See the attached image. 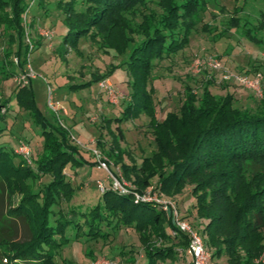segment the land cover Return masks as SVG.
<instances>
[{
    "label": "trees",
    "instance_id": "1",
    "mask_svg": "<svg viewBox=\"0 0 264 264\" xmlns=\"http://www.w3.org/2000/svg\"><path fill=\"white\" fill-rule=\"evenodd\" d=\"M152 1L160 5L161 13L143 11L149 0H63L59 7L65 14L57 24L59 38L71 48L89 37L100 41L106 52L112 49L125 56L118 68L123 66L133 79L124 118L140 112L152 117L157 146L152 156L125 167L139 172L138 187L122 193L110 185L95 205L73 204L75 185L65 168L85 162L67 130L43 118L44 148L34 168L7 144L0 124V188L8 184L21 190L16 205L2 215V231L9 233L20 223L28 227L27 237L5 253L7 262L2 264H58L67 244L82 241L80 236L98 240L107 236L105 226L118 225L133 227L147 240L144 264H157V257L178 253L174 244L159 249L151 243V234L155 240L177 238L180 247L189 238L183 232L184 237L172 233L171 212L136 199L134 193L143 191L140 185L149 184L143 173L158 174V187L170 195L192 185L199 216L207 221L203 232L216 254H229L233 264H264V97L256 107L242 108L235 105L233 95L215 94L206 86L200 95L188 92L180 112L170 111L159 121L154 89L148 88L155 60L176 54L189 42L200 12L213 0ZM47 10L41 0H0L1 32L14 42L19 60L13 65L21 71L30 53L24 42L26 18L31 14L33 24L35 16L45 19ZM138 14L143 16L140 22L135 19ZM41 45L37 40L35 49ZM29 90V85L26 90L15 88L17 104L30 107ZM4 101L6 110L10 99ZM176 260L180 259L175 256L167 264Z\"/></svg>",
    "mask_w": 264,
    "mask_h": 264
},
{
    "label": "rangeland",
    "instance_id": "2",
    "mask_svg": "<svg viewBox=\"0 0 264 264\" xmlns=\"http://www.w3.org/2000/svg\"><path fill=\"white\" fill-rule=\"evenodd\" d=\"M41 1L48 9L45 19L35 16V22L30 24L31 14L26 18L24 42L29 45L30 53L22 71L14 66L19 60L14 42L7 40L0 28V70L5 71L3 77L4 73H0V113L4 115V118L0 117V124L5 127L4 137L9 139L7 144L26 165L34 168L35 160L44 148L45 137L41 134L43 118L67 130L71 143L78 147L85 162L65 168L75 185L71 203L91 207L103 193L97 183L102 181L106 189L109 188L114 181L111 174L123 179L129 188L138 187L139 172L125 171V167H133L156 151L154 131L150 125L152 117L140 112L124 118L131 101L130 81L133 79L123 66L118 68L125 56L112 49L106 52L100 41L89 37L81 38L76 48L64 44L57 26L65 14L59 7L63 0ZM32 7L34 12L36 4ZM143 11L161 13L162 8L149 0ZM142 18V14L135 17L138 22ZM37 40L42 41V45L35 49ZM208 56L216 57L222 67L212 69L203 63ZM152 75L148 88L154 89L153 106L159 121L164 120L170 111L180 112L188 92L200 95L206 86L215 94L233 95L235 105L239 107H256L264 97V0L209 2L197 18L189 42L176 54L155 60ZM226 75L233 77L227 78ZM236 75L247 76L253 81L256 79L258 83L244 84ZM104 79L113 84L114 94H108L101 88L100 82ZM27 85L33 99L29 108L17 104L15 96L16 87L26 90ZM5 99H10L6 110ZM51 101L55 106H51ZM23 147L28 148L29 154ZM99 159L105 161L107 169L99 165ZM142 175L148 178L149 184L144 182L140 185L141 193L158 197L168 205L163 209L173 214V220L174 217L188 220L193 228L200 231L210 253L209 264H233L229 261V254H216V249L208 244V236L203 232L207 221L199 216L191 184L170 195L158 187V174ZM43 180L47 181V177ZM5 188H0V264L7 262L5 253L13 251V247L28 233V227L21 223L9 233L2 231L5 226L2 215L21 198L18 185L6 184ZM104 228L108 229L106 237L96 240L80 236L82 241H72L64 246L58 264H97L102 258L117 264L145 263V245L148 242L139 231L123 225ZM177 235L184 237L180 232ZM150 239L159 249L171 244L178 248V253L169 254L165 259L157 257V264L173 263L175 256L180 259L175 264H191L187 256L189 240L180 247L177 238L155 240L151 234Z\"/></svg>",
    "mask_w": 264,
    "mask_h": 264
},
{
    "label": "built area",
    "instance_id": "3",
    "mask_svg": "<svg viewBox=\"0 0 264 264\" xmlns=\"http://www.w3.org/2000/svg\"><path fill=\"white\" fill-rule=\"evenodd\" d=\"M203 63L207 64L210 68L212 69H220L222 67V63L214 56H208ZM230 76V75H229ZM228 75H226L227 78H229ZM233 76H230V78ZM237 79H240V81L244 84L247 85H253V84H257L258 80L255 79V81H253L252 79H250L249 77L245 76V77H239L238 75H236ZM255 82V83H254ZM101 88L106 91L108 94H114L116 91L113 84L108 80V79H104L103 81L100 82ZM52 89H50L51 92ZM51 106H55L53 101H51ZM56 108V107H54ZM23 150H25L26 154H29L28 148L27 147H23ZM96 152V150H95ZM99 165H101V167L106 168L107 169V165L105 163V161H102L101 159H99ZM111 174V172H109ZM113 176V180L112 181V187L114 189H116L119 192L122 193H127L129 192V190H131L129 188V186H127L126 182L123 179H118L116 177H114L113 174H111ZM97 186L99 189H102V191L106 190V185H104V183L102 181H99L97 183ZM135 197L137 200L140 201H146V202H151L161 208L167 209L168 205L166 203H164L163 201H161V199H159L158 197H150L146 194L143 193H138L135 192L134 193ZM174 224H175V229L172 230L173 234H177L178 232H183L185 234L188 235L189 238V246L187 249V256L190 257L191 259V264H209V258H210V253L206 247L203 235L200 233L199 230L193 228V226L191 225V223L188 220H184V219H180V218H176L174 217ZM97 264H117L114 263L113 261L106 259V258H102L100 260L97 261Z\"/></svg>",
    "mask_w": 264,
    "mask_h": 264
}]
</instances>
